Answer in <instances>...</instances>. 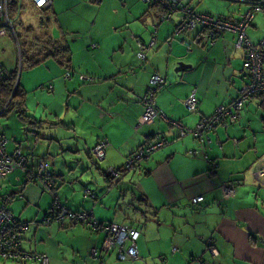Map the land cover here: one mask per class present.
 Instances as JSON below:
<instances>
[{
    "label": "crops",
    "instance_id": "1",
    "mask_svg": "<svg viewBox=\"0 0 264 264\" xmlns=\"http://www.w3.org/2000/svg\"><path fill=\"white\" fill-rule=\"evenodd\" d=\"M31 6L52 12L56 35L50 34L47 42L67 48L69 62L66 67L46 57L39 63L46 76L37 88L43 101L36 107L30 92L37 86L31 85L28 74L21 76L19 87L28 116L26 136L22 141L17 136L10 138L8 151L21 150L30 167L44 157L67 209L91 212L100 224L138 229V258L133 262L158 264L162 258L166 264H264V196L256 186L261 183L253 177L254 169H264V97L250 98L234 123L209 132V143L198 154H193L200 150L197 141L189 134L179 138L177 128L170 124L192 129L200 118L236 98L246 79L244 53L235 48L236 35L224 33L213 44L201 29L174 35V17L160 22L163 11L142 0H53L49 10ZM246 9L241 5L235 19ZM195 11L212 12L210 8ZM252 24L247 34L258 44L260 40L251 35L256 30ZM153 38L156 44L145 51L144 61L139 60L137 42L149 45ZM66 72L71 73L69 78ZM154 74L165 80L155 97L158 117L151 125L137 128L142 98ZM192 92L199 106L195 113L184 107ZM156 136L168 144L143 160L139 168L125 173L118 184L153 219L143 227L130 221L108 223L113 221L110 213L116 204L112 192L93 202L81 196L80 189L83 184L101 186L106 168H121ZM103 139L109 146L104 160L96 164L90 150ZM15 173L19 188L11 194V205L17 199L19 204L11 209L8 204V210L25 222L40 219L50 196L38 184L26 183L23 171ZM225 184L235 185V194L227 199L221 189ZM199 196L203 201L193 205L191 200ZM32 225L25 231L29 235ZM39 226L48 227L34 231L33 238L42 235L40 242L33 248L23 237L22 250L45 256L47 264L66 263L64 257L78 264L77 258L85 262L89 256L109 263L113 258L108 255H116L102 251L104 231L61 221ZM161 226L167 232L162 238L157 232ZM55 234L57 248L50 243ZM210 241L216 256L206 252Z\"/></svg>",
    "mask_w": 264,
    "mask_h": 264
},
{
    "label": "built area",
    "instance_id": "2",
    "mask_svg": "<svg viewBox=\"0 0 264 264\" xmlns=\"http://www.w3.org/2000/svg\"><path fill=\"white\" fill-rule=\"evenodd\" d=\"M32 5L39 10H48L53 5V0H29ZM234 2H241L247 6L246 11L241 14L237 19L226 20L214 17L207 13H197L190 4H185L182 0H142V2L151 8H159L163 11L160 15V22L170 21L172 16L179 15L178 22L174 25V35H182L185 33L193 32L197 29H203L206 32V37L210 44H213L216 39L224 33L231 32L236 35L235 48L244 52V59L242 70L247 83H243L236 98L226 106H219L215 109L214 113L208 117H202L195 124L192 129H187L177 122H170L178 130V137L182 138L185 135H191L198 143L200 150H196L193 154H198L205 148L209 139L206 138L207 134L213 131L216 127L227 128L228 125L234 122L239 112L243 109L244 104L256 95L264 96V40L258 45H254L248 34L247 30L250 27L253 19L258 14H264V0H232ZM11 0H0V39L6 35H12L16 40L14 21L9 16V4ZM156 33V32H154ZM156 44V39H152L149 45L138 44L139 51L137 58L141 61L145 60V51ZM10 76L9 71L0 62V83L7 80ZM68 77V75H66ZM165 80L158 74L150 77L146 93L143 97V111L140 115L137 128L146 125H151L158 117V110L155 104V97L161 87L164 85ZM184 107L189 113L197 112L199 106L198 101L192 92L184 101ZM3 110V109H2ZM1 110V111H2ZM0 111V113H1ZM11 143L5 135L0 134V180L9 176L16 170H23L27 173V181L36 177L30 170L27 169V159L22 155L20 150L14 149L8 151V145ZM168 144V141L162 137L157 136L155 140L146 144L140 150L125 161L124 169L131 171L137 166L138 162L145 158L147 155L154 151L163 148ZM109 143L107 140H102L92 150L93 156L102 161L105 157V151ZM38 174L46 169V164L42 160H38ZM124 170V171H125ZM106 175L115 180L122 177V173L114 168H107ZM253 177L259 183L264 184V169L257 168L253 171ZM49 187V186H47ZM222 194L225 199L232 197L235 194V185L225 184L222 186ZM10 196L0 203V259L12 260L16 262H24L27 259L37 260L41 264H47V258L43 255H28L22 250V236L28 229L29 225H49V221L42 218L38 223L25 222L16 218L7 210V204L10 203ZM203 201V197H195L191 200L192 204H198ZM91 216L89 213L73 214L68 211H61L57 221L68 217L73 225L77 223L88 222ZM91 221H89L90 223ZM93 229H98L95 221L90 223ZM95 225V226H94ZM104 239L102 241V251L112 252L117 255L118 260H136L138 258L136 241L139 237L140 231L134 228H123L117 225H107L103 229ZM211 255L216 256L214 248L208 249ZM93 256L96 252L93 251Z\"/></svg>",
    "mask_w": 264,
    "mask_h": 264
},
{
    "label": "rangeland",
    "instance_id": "3",
    "mask_svg": "<svg viewBox=\"0 0 264 264\" xmlns=\"http://www.w3.org/2000/svg\"><path fill=\"white\" fill-rule=\"evenodd\" d=\"M185 4H190L191 7L195 10H203L204 9H211L212 12L210 14L212 16H215L217 18L221 19H227V20H233L235 17H237L236 10L240 8L241 5H244L241 2H234L232 0H182ZM32 3H30L29 0H16V4L13 8L9 10V16L14 21L15 26V34L18 38H15L10 34L2 37L0 39V60L3 63V65L7 69L16 70L18 73L17 79L18 81L21 79V76L25 78L26 75L30 76L31 78V85L37 86L35 92H30V96L32 97L31 104L32 106L36 107L38 103L42 102L43 99L39 97V94L36 92H39L38 85L42 81V79L45 78L46 72L43 71V65L39 64L38 66L34 67H28L27 61L24 59V61L21 60L20 50L24 53V57L26 58L25 54L29 56V54L32 52H41L45 48V44L47 43V40L50 39V34L56 35V26H55V18L52 14V12L47 13L41 12L38 10H35L32 6ZM247 7V6H245ZM194 10V11H195ZM196 12V11H195ZM199 13V12H197ZM207 13V12H206ZM209 14V15H210ZM175 19V23L179 20V15L175 14L173 15ZM231 19H230V18ZM60 19V18H58ZM173 19V20H174ZM256 26V30H254L251 35H253V38L255 40H260L259 43L264 40V14H258L255 16V19L253 20V24ZM19 43V47L17 43ZM258 43V44H259ZM257 43L254 45L256 46ZM257 44V45H258ZM19 50V52H18ZM243 52L242 50H238ZM244 53V52H243ZM23 62V63H22ZM11 66V68H9ZM23 68V69H22ZM22 69V71H21ZM29 70V71H28ZM24 80H22L23 82ZM248 82V79H245V83ZM242 82L240 86L243 84ZM16 101L13 102V104L8 108V110L4 113L3 116L0 117V133L4 134L9 140H12L10 138H14L17 136V139L21 141L24 139V136H26L25 130V121L19 117V114L16 112ZM20 170H16L15 172H18ZM22 171V170H21ZM12 173L9 176L3 178L0 180V199L7 197L6 195L10 196L12 192L18 191L17 189L19 186H15L16 182H18V179L16 178L17 173ZM14 174V175H13ZM18 175V174H17ZM87 182H91V180H87ZM116 185L113 187L108 188L109 185L102 179L101 186H88L89 184H83L82 188L80 189L81 196L84 197L82 189H88L93 194L96 195L98 199H100L103 195H105L108 191L112 192L110 196H113L114 200L116 201V204H112L111 208V217H113V221H109L108 223H114V222H127L130 221L131 223H135L137 226L143 227L146 225L150 220L153 219V216L151 214H148L144 208L139 203L133 202L131 199V192L129 191L127 194L123 193L122 189L118 184L121 182L120 180L116 181ZM258 188H260L261 195L264 196V185L257 184ZM101 189L102 192H101ZM100 191V193H98ZM108 194V193H107ZM109 196V197H110ZM17 197V194L16 196ZM102 199V198H101ZM19 199L16 201H13L12 205L9 204V208L16 206V204H19ZM106 207V206H105ZM39 220V219H38ZM157 225V223H156ZM155 225V226H156ZM36 228H39V230L47 229V226H39L36 227V225H32L30 228V235L29 233L25 232L23 237L24 239H29L28 243L31 244V246L34 248V244H38L40 242V237L42 235H37L36 238H33V233ZM155 227L154 233L156 234L159 232L160 237L162 238L167 232L164 231V227H159V230L157 231ZM157 231V232H156ZM58 236L53 235V238H51L50 243L54 245L56 248L59 245L58 241L56 240ZM264 242V241H262ZM23 245L25 247L28 246L26 244V241L23 242ZM41 254L42 252H37ZM109 257H112L113 261H109V263L106 262V259H95L91 256L87 257L85 262L80 259H76L78 261V264H151L147 261H131L128 259L125 260H118L116 258V255L113 253H110L108 255ZM68 257V256H67ZM72 258H66L64 257L63 260L66 263L59 262L58 264H70ZM83 259V258H82ZM0 264H19L15 261L8 260H2L0 259ZM22 264H40L37 260L27 259Z\"/></svg>",
    "mask_w": 264,
    "mask_h": 264
},
{
    "label": "trees",
    "instance_id": "4",
    "mask_svg": "<svg viewBox=\"0 0 264 264\" xmlns=\"http://www.w3.org/2000/svg\"><path fill=\"white\" fill-rule=\"evenodd\" d=\"M16 2V1H15ZM15 6V3L12 4V2L9 4V10L11 8H13ZM51 9V8H50ZM49 10V9H48ZM203 30V29H201ZM205 31V30H203ZM206 33V32H205ZM16 38H18L16 36ZM139 42H137V46H138ZM142 44V43H141ZM144 45V44H143ZM20 46V45H19ZM45 49L41 52H34L36 53L35 55H33L34 53H31L29 56L27 54H25L26 58L23 56L24 53L20 50V55H21V60L24 61V59H26L27 61V65L30 66H35V65H38L39 63H42V61H44V58L46 57H51L53 59H56L57 61H62L61 63L64 64L66 67H67V64L69 62V52H68V49L67 48H63V47H60V46H56V44L54 45H50L49 42H47L45 44ZM138 51H139V48H138ZM137 51V53H138ZM44 54V55H43ZM41 55H43V57H41ZM137 56V54H136ZM66 60V61H65ZM23 63V62H22ZM10 73V76L7 80L3 81L0 83V117L4 115V113L8 110V108L13 104V102L16 101V112L17 114H19V117H21L24 121H26V119L28 118L27 114H26V106H25V98H24V93L20 90V84H19V81L17 79V76H18V73L16 70L12 71V72H9ZM66 75H68V77H66ZM71 76V73L70 72H66L65 74V77L66 78H69ZM244 77L246 78V76L244 75ZM245 83V81H244ZM48 89H51V86L48 87ZM256 96H261V97H264L262 95H256ZM144 97V96H143ZM143 100V98H142ZM248 102V101H247ZM246 102V103H247ZM143 103V102H142ZM231 103V102H230ZM229 103V104H230ZM245 103V104H246ZM244 104V105H245ZM244 107V106H243ZM142 114V113H141ZM238 118V117H237ZM236 121V120H235ZM234 121V122H235ZM232 122V123H234ZM232 123H230L229 125H231ZM228 125V127H229ZM226 129V128H225ZM2 134V133H0ZM4 135V134H3ZM157 137V136H156ZM156 137H153L152 140H149V142H147L146 144H149L151 142H153L155 140ZM104 140V139H103ZM102 141V140H101ZM100 142V141H99ZM98 142V143H99ZM146 144H144L142 147H144ZM98 145V144H97ZM96 145V146H97ZM142 147H140L138 150H140ZM17 149V148H16ZM19 150V149H18ZM92 150L93 148L90 150V155L93 159V161L98 164L102 161H98L92 154ZM160 150V149H159ZM21 152V150H20ZM156 152V151H154ZM154 152H152L151 154L147 155L145 158H143L142 160H140L137 164L136 167H134L133 169L135 168H139L142 161L147 159L148 157H150ZM23 156L26 157L27 159V169L30 170L32 172V174H34L36 177H34V179L30 180L29 182H26V183H35V184H38L41 188H42V191L44 193H47L49 196H50V205L49 207L47 208V210L45 211V213L41 216V218L38 220V219H35V220H32V221H27L28 223H31V222H35V223H38L42 218H45L49 221V224L53 223V222H57V218L59 217L61 211L65 210V211H68V212H71L73 214H79V213H82V212H74V211H71L69 209H67L65 206L62 205V203L60 202V199H59V196L57 194V184L55 182V179H54V176L51 172V169H50V166L49 164L46 162V160L44 159V157H40L37 159V161L35 162V165L34 167H30L28 165V157L23 154V152H21ZM136 153V152H135ZM135 153H133L132 155H130L126 160H128L131 156H133ZM105 158V157H104ZM42 160V162L44 164H46V169L44 171L41 172V174H38V160ZM125 164V163H124ZM116 169V168H114ZM106 170L107 168L104 170V176H105V182L109 185L108 188L112 187V186H115L116 185V181L118 180H115L111 177H108L106 175ZM117 171L121 172L122 173V176L129 172V171H126L124 169V165L119 168V169H116ZM125 170V171H124ZM23 171V170H22ZM24 174H25V181H27V173L26 171H23ZM14 173V172H13ZM49 186V187H47ZM83 195L85 198H89L91 199L93 202H96L98 200V198L96 197L95 194H93L90 190L88 189H83ZM12 195H10V203L12 202ZM5 199V198H4ZM3 199V200H4ZM2 200V201H3ZM1 201V202H2ZM0 202V203H1ZM8 203V204H10ZM201 203V202H200ZM200 203L198 204H193V205H199ZM7 204V205H8ZM7 208V207H6ZM8 210V208H7ZM9 211V210H8ZM10 212V211H9ZM11 213V212H10ZM83 213H88L87 211H84ZM12 214V213H11ZM92 216V214H91ZM91 216L88 218V222H84V223H77L76 225H82V226H88L91 230L93 231H103L104 227H106L107 225H111V224H100L99 222H97L96 220H93L91 218ZM16 217V216H15ZM17 218V217H16ZM19 219V218H18ZM66 222V223H69V224H72L70 222V219L68 217H64L62 218V220H59L58 222ZM89 221H91L90 223H92L93 221H95V224H97V228L98 229H93L94 227L92 225H89ZM95 226V225H94ZM24 235V234H23ZM22 241H23V236H22ZM22 247V245H21ZM209 248H213V244L212 242L210 241V243L208 242L207 243V247H206V252H208L209 254H211L209 252ZM114 252V251H112ZM104 253H109V252H104ZM158 264H166L165 261L161 258L160 261L158 262Z\"/></svg>",
    "mask_w": 264,
    "mask_h": 264
},
{
    "label": "snow or ice",
    "instance_id": "5",
    "mask_svg": "<svg viewBox=\"0 0 264 264\" xmlns=\"http://www.w3.org/2000/svg\"><path fill=\"white\" fill-rule=\"evenodd\" d=\"M41 3H43V0H40Z\"/></svg>",
    "mask_w": 264,
    "mask_h": 264
},
{
    "label": "water",
    "instance_id": "6",
    "mask_svg": "<svg viewBox=\"0 0 264 264\" xmlns=\"http://www.w3.org/2000/svg\"><path fill=\"white\" fill-rule=\"evenodd\" d=\"M14 0H11V2H13Z\"/></svg>",
    "mask_w": 264,
    "mask_h": 264
}]
</instances>
